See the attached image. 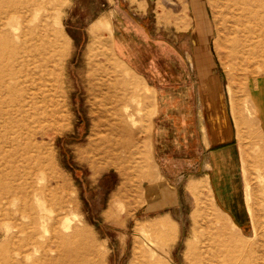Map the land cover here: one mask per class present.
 <instances>
[{
  "label": "rangeland",
  "instance_id": "rangeland-1",
  "mask_svg": "<svg viewBox=\"0 0 264 264\" xmlns=\"http://www.w3.org/2000/svg\"><path fill=\"white\" fill-rule=\"evenodd\" d=\"M92 1L11 0L30 51L7 62L11 79L0 58V264H74L78 257L76 264H264V141L251 159L258 131L249 135L245 126L258 122L254 96L264 99V0H200L206 26L196 40L207 45L233 104L248 224L241 232L211 208L199 182L198 191L188 189L198 202L188 203L176 228L168 220L166 238L159 220H139L146 182L160 176L141 120L153 110L150 94L111 39L92 42ZM10 32L18 43L20 31ZM17 108L37 118L47 113L44 139L33 138L34 121L22 129L21 147L2 144L8 110ZM177 196L183 206L194 198L181 189ZM69 249L73 259H64Z\"/></svg>",
  "mask_w": 264,
  "mask_h": 264
},
{
  "label": "crops",
  "instance_id": "crops-1",
  "mask_svg": "<svg viewBox=\"0 0 264 264\" xmlns=\"http://www.w3.org/2000/svg\"><path fill=\"white\" fill-rule=\"evenodd\" d=\"M170 1L95 0L96 13L87 16L92 18L87 27L92 42L111 39L116 57L150 94L153 110H144L141 120L151 130L149 145L160 176L152 174L146 182L139 220L147 224L171 220L176 228L188 203L199 200L188 189L198 191L202 183L206 203L242 232L249 214L242 197L240 138L231 114L233 104L207 45L196 41L197 34L205 32L203 6L200 0H186L183 11L182 0ZM72 2L80 6L93 1ZM256 113L258 122L245 124L249 135L258 131L259 151L250 154L251 159L263 150L259 139L264 141V108ZM179 189L194 197L184 201L186 206L177 196Z\"/></svg>",
  "mask_w": 264,
  "mask_h": 264
},
{
  "label": "bare ground",
  "instance_id": "bare-ground-1",
  "mask_svg": "<svg viewBox=\"0 0 264 264\" xmlns=\"http://www.w3.org/2000/svg\"><path fill=\"white\" fill-rule=\"evenodd\" d=\"M14 14H15V11H14L11 0H0V58L1 57L5 58L4 60L6 61V63L7 62L11 63L12 61H17L18 58L23 59L24 57H26L29 54V51H30L29 47L27 46L28 39L25 37L26 36L25 31L21 32V30L23 31V29L26 26L20 22L15 21L14 20L15 19ZM247 15L249 16L250 14L248 13ZM12 30H14V31L19 30L20 31L18 33V35L15 36L19 40L18 43H15L13 41L14 36L10 32ZM238 33H240V31H238ZM235 46L238 47V50L239 49L242 50L245 47V45H242V42L239 40V37L235 41ZM8 63H7V65H5L7 70H5L4 72H6L8 78H10V79L15 78L16 77L15 72L13 73L10 70V66H8ZM250 65H252V64H250ZM251 73H253V72H251ZM259 96L261 97V94H259ZM259 96H256V97L254 96V99H255L254 107L256 109L258 107V110H259V108L260 109L264 108V104L262 102L256 101V100H258ZM27 111L28 110H23L21 108L13 109L10 111L8 110V113L6 116L7 120H8V124L4 130V134H6L8 137L3 136L1 138L2 144H4L7 147H12V146H15L17 148L21 147V144L23 143V141H22L23 136H22L21 131H22V129H27V128L30 129L29 125L32 122L33 123L37 122L36 125H37L38 130H39V131L33 133V138L35 140L40 139V141L42 139H44V136L46 135V133H44L45 130L43 129L42 124H45L44 121L46 120L47 113L41 112L38 115L39 117L37 118L33 114H30V116H27ZM256 115H257V113H255V116ZM9 134H12L14 136V138L9 137ZM40 141L38 142V144L40 143ZM94 151H95V149H94ZM158 228H160V234L163 235L165 238L170 236L169 224L167 223L166 220H164V219L159 220L158 221ZM72 252L73 251L71 249H69V251L65 253L66 255L63 254V258L64 259H73V257H72L73 253ZM79 259L80 258L78 257L77 260H75L74 264L78 263V261H80Z\"/></svg>",
  "mask_w": 264,
  "mask_h": 264
}]
</instances>
